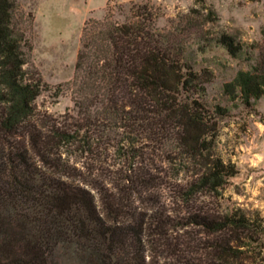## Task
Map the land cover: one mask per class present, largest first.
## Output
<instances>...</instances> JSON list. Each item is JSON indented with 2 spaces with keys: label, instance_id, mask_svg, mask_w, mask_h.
<instances>
[{
  "label": "trees",
  "instance_id": "1",
  "mask_svg": "<svg viewBox=\"0 0 264 264\" xmlns=\"http://www.w3.org/2000/svg\"><path fill=\"white\" fill-rule=\"evenodd\" d=\"M114 6L85 24L74 108L55 116L37 105L33 17L0 0V264H54L57 250L75 264H263L264 220L206 202L238 173L217 152L228 109L197 97L212 73L194 71L149 0ZM223 91L247 107L264 96V28L257 63Z\"/></svg>",
  "mask_w": 264,
  "mask_h": 264
},
{
  "label": "rangeland",
  "instance_id": "2",
  "mask_svg": "<svg viewBox=\"0 0 264 264\" xmlns=\"http://www.w3.org/2000/svg\"><path fill=\"white\" fill-rule=\"evenodd\" d=\"M146 1L20 0V16L28 17L29 22L33 17L28 34L33 46L31 61L48 85L37 99L39 109L60 116L74 108L69 83L74 77L85 24L90 19L102 20L109 5L116 12L114 5L122 4L127 11L132 3ZM149 1L161 14L158 26L173 30L177 38L183 39L186 59L194 71L213 75L205 84V92L197 96L200 103L211 112L217 106L228 109L226 116L218 117L217 152L234 164L238 173L221 197L206 198L208 206L222 211L242 209L250 219L264 220V96L247 107L223 91L225 83L259 59L264 0ZM221 33L234 37L235 44L242 48L239 56H231L217 44L215 38ZM165 194L164 205L174 208L172 198ZM67 263L75 264V260L70 257L67 262L65 252L57 250L54 264Z\"/></svg>",
  "mask_w": 264,
  "mask_h": 264
}]
</instances>
